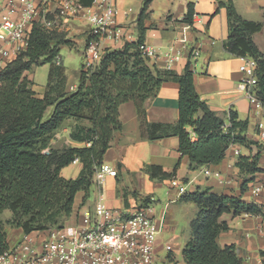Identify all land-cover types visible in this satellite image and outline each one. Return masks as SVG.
Returning <instances> with one entry per match:
<instances>
[{
    "label": "trees",
    "instance_id": "1",
    "mask_svg": "<svg viewBox=\"0 0 264 264\" xmlns=\"http://www.w3.org/2000/svg\"><path fill=\"white\" fill-rule=\"evenodd\" d=\"M78 1L88 6L93 0ZM219 5L227 11L225 49L230 55L256 60L257 95L264 104V53L252 39L262 23L241 17L230 0ZM192 16L193 9L189 7L183 20L191 23ZM141 42L139 37L120 49L104 48L92 69L81 64L76 86L69 90L65 70L55 65L54 58L60 46L71 45V41L58 29L32 22L26 48L0 68V213L11 211L7 224L21 228L25 234L64 226L75 194L83 191L85 197L88 195L94 171L102 164L112 139L121 132L118 108L127 101L136 105L143 137H178L179 152L188 157L191 171L219 164L231 144L257 145L245 134L247 119H238L235 111H229L225 121L208 107L195 89L189 64L181 74L159 69L141 53ZM47 62L52 65L46 89L38 96L33 81L24 73ZM168 80L179 85L178 120L175 124L149 122L145 102L156 96L162 82ZM48 107L52 110L46 114ZM67 118L75 120L70 137L85 142L84 146L50 145L51 135ZM259 156L260 151L239 155L240 172L253 176L261 171L257 165ZM75 159L82 164L77 177L61 176L60 170ZM144 170L151 178L171 175L156 165H147ZM252 180L253 177L244 179L241 188ZM179 201L193 202L198 207L190 222V239L182 250L184 263L242 264L234 244L217 243L218 234L229 229L220 217L224 213L257 215L260 208L240 196L217 194L200 187L182 194ZM8 249L7 234L0 221V255Z\"/></svg>",
    "mask_w": 264,
    "mask_h": 264
},
{
    "label": "crops",
    "instance_id": "2",
    "mask_svg": "<svg viewBox=\"0 0 264 264\" xmlns=\"http://www.w3.org/2000/svg\"><path fill=\"white\" fill-rule=\"evenodd\" d=\"M227 1L116 0L118 9L116 25L124 28V36L121 39H115L110 34L103 47L105 49H120L126 42L137 41L141 37V43L156 49L159 53L167 49H171L172 53L180 51L182 57L172 63L170 68H167L162 56L150 59V61L155 63L159 69H171L177 74H181L185 66L189 64L193 71L195 89L208 107L223 117L225 121L228 120L229 111H235L238 119H247L248 127L245 134L249 140L256 141L257 145L246 147L240 144H231L219 164L204 165L191 171L189 170L188 157L179 152L178 137L169 135L155 140L146 139L141 134V120L135 103L133 101L124 102L118 108L121 132L112 139L111 146L106 150L102 162L115 168L117 176H107L102 185L92 184L91 187L94 186V188L91 190L90 187L86 197L83 191H78L74 197L69 223L66 225L84 223L87 214L93 211L94 203L100 193L105 203L111 208L132 212L139 207H145L147 213L160 224V231L154 247L155 254L158 255L166 246L171 247L170 240L178 238L176 234H173L175 227L173 224L176 218L174 206L178 204L183 206L182 209L187 208L189 225L198 211L195 203L179 201L182 194L192 192L197 187L210 188L214 193L236 195L245 202L255 203L249 196L248 186L252 181L264 178V136H261L258 128V123L264 121V113L253 112L249 101L236 89V84L241 77L239 66L242 63V57L230 55L224 46L228 35L227 11L225 6L219 4ZM230 1L241 17L262 23L261 29L252 35V39L258 49L264 53V0ZM7 3L8 0H0V22L6 18L16 22L21 21L20 12L8 13L5 8ZM48 6L54 10L55 1L50 0ZM19 7L20 5L17 4V8ZM189 7L193 9L191 23L183 20ZM34 20L39 21V17L36 16L25 21L24 28L27 33L30 32ZM46 21L49 27L62 30L65 33L66 38L71 41L69 47L83 60L88 31L85 19L82 16L57 18L50 11ZM13 47V45L4 44L0 40V48L9 50V57L5 59V63L1 67L16 57L12 52ZM193 48H197L199 51L195 57L190 54ZM62 64L61 59L60 65L65 70ZM79 70L70 77L65 70L67 89L70 90L76 85ZM24 75L34 83L29 71H26ZM46 84L47 81L41 87L33 85L38 96L44 94ZM178 91L177 82L171 80L162 82L157 95L145 102L147 121L175 124L178 120ZM51 110L46 111V114H49ZM74 124L75 120L65 119L51 135L50 145L55 148L84 146L85 142H78L70 137V131ZM84 124L87 125V122ZM258 149L261 152L257 165L261 171L256 172L253 176L240 172L237 167L239 155H254ZM147 165L160 166L171 175L164 179L151 178L144 170ZM81 167L80 162H72L60 170V175L67 179L75 178ZM65 170L69 171L64 172ZM250 177H253V180L242 189L241 182ZM172 178L176 179V186L171 184ZM159 182L168 185L169 193L164 206L157 210L155 207L149 206V202L151 201L150 196L154 193ZM91 195L94 197L93 203H89L88 200ZM83 200L84 203H82ZM139 201H141L140 205ZM184 203H187V206H184ZM10 218L11 211L9 209L0 213V221L7 234L9 249L13 248L25 234L21 228L6 223ZM220 219L227 222L229 229L218 234L217 243L221 246L234 244L235 252L241 258L242 264H263L264 236L262 229L264 230V218L254 214L243 213L232 216L231 213H226ZM164 233L170 234L166 243H162ZM189 239L187 237V242ZM168 258L170 262H173L172 256Z\"/></svg>",
    "mask_w": 264,
    "mask_h": 264
},
{
    "label": "built area",
    "instance_id": "3",
    "mask_svg": "<svg viewBox=\"0 0 264 264\" xmlns=\"http://www.w3.org/2000/svg\"><path fill=\"white\" fill-rule=\"evenodd\" d=\"M49 1L8 0L5 5L8 13L20 12L22 20L16 22L6 18L1 21L0 40L4 44L13 45L12 52L15 55L28 45L25 21L38 16L40 24L49 28L46 20L50 11L57 18L82 16L85 19L88 25L82 62L85 69H92L98 63L104 42L110 34L115 39L124 36V28L116 25V0H93L88 6H83L77 0H54V10L48 6ZM17 4L20 5L19 8ZM139 49L148 59L162 56L167 68L182 57L180 51L172 53L171 49H167L159 53L144 43L139 44ZM190 54L195 57L199 51L193 48ZM8 57L9 50L0 48V68ZM54 63L61 64L59 54L55 56ZM256 66L253 57H242L239 66L241 77L236 89L249 101L253 112L264 113V104L257 95ZM258 128L261 136H264V121L258 123ZM75 161L77 159L73 162ZM107 176L116 177L117 170L102 163L94 171L93 181L102 185ZM171 184L176 186V179L172 178ZM248 193L260 208L261 212L257 215L264 218V178L252 181L248 186ZM159 231V222L147 213L145 207L132 212L111 208L100 193L93 211L87 214L84 223L24 234L13 248L0 255V264H153ZM262 233L264 236L263 229ZM165 249L169 250L170 247L166 246Z\"/></svg>",
    "mask_w": 264,
    "mask_h": 264
},
{
    "label": "rangeland",
    "instance_id": "4",
    "mask_svg": "<svg viewBox=\"0 0 264 264\" xmlns=\"http://www.w3.org/2000/svg\"><path fill=\"white\" fill-rule=\"evenodd\" d=\"M48 29H53V28L49 27ZM58 31L63 32L62 30H58ZM58 54L61 56L63 62L62 65L65 67L66 73L67 75H69V77L81 68V64L83 60L80 58V56H78V54L72 48L69 47V45H62L59 49ZM51 65H52L51 63L47 62L39 66H34L31 70H29V73L32 74L34 85H36L37 87H41L45 85L48 79V72ZM51 109L52 107H48L47 111H50ZM258 151L261 152L260 149H258ZM66 171L69 170H65L64 172ZM157 181L159 180L157 179ZM93 188L94 186L91 187V190ZM168 193H169L168 185L166 183L159 182L154 193L150 196L151 201L149 202V206H153L157 210L163 207L165 202L168 200ZM88 200L89 203H93L94 197L91 195L88 198ZM82 203H84V200L82 201ZM140 204L141 201H139V205ZM184 206H187V203H184ZM181 207L183 206H179L178 204L174 206V213L176 214V218L173 224L175 226L173 230V234H176L178 238L169 241L171 246L169 250L164 249L160 251L158 255L155 254L153 264H184L182 258V250L187 243V237L190 238L191 233H190V225L187 222V208L182 209ZM225 214L226 213L222 215L224 216ZM69 217L64 221V225H66V223H69L68 221ZM169 235L170 234L164 233L162 243H166L169 240L170 237ZM169 256L173 257V262H170L168 258Z\"/></svg>",
    "mask_w": 264,
    "mask_h": 264
},
{
    "label": "water",
    "instance_id": "5",
    "mask_svg": "<svg viewBox=\"0 0 264 264\" xmlns=\"http://www.w3.org/2000/svg\"><path fill=\"white\" fill-rule=\"evenodd\" d=\"M46 153H48V151H45Z\"/></svg>",
    "mask_w": 264,
    "mask_h": 264
}]
</instances>
